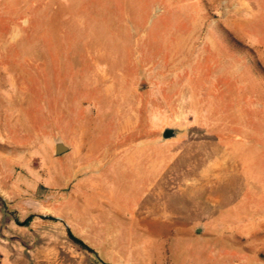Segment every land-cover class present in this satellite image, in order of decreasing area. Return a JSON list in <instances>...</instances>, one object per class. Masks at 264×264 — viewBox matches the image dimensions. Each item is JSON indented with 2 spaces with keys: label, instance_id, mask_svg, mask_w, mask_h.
<instances>
[{
  "label": "rangeland",
  "instance_id": "rangeland-1",
  "mask_svg": "<svg viewBox=\"0 0 264 264\" xmlns=\"http://www.w3.org/2000/svg\"><path fill=\"white\" fill-rule=\"evenodd\" d=\"M0 264H264V0H0Z\"/></svg>",
  "mask_w": 264,
  "mask_h": 264
},
{
  "label": "water",
  "instance_id": "water-1",
  "mask_svg": "<svg viewBox=\"0 0 264 264\" xmlns=\"http://www.w3.org/2000/svg\"><path fill=\"white\" fill-rule=\"evenodd\" d=\"M175 135V130L171 128H167L164 131L163 137L164 138H171ZM54 150L56 155L63 154L69 150V146L65 144L61 139H58L54 142ZM197 231H200V229H196Z\"/></svg>",
  "mask_w": 264,
  "mask_h": 264
},
{
  "label": "trees",
  "instance_id": "trees-1",
  "mask_svg": "<svg viewBox=\"0 0 264 264\" xmlns=\"http://www.w3.org/2000/svg\"><path fill=\"white\" fill-rule=\"evenodd\" d=\"M68 237L70 238V240L76 244L77 246H79L81 249L86 250L90 253H94V250L92 248H90L87 244H85L81 239L75 237L70 230H68Z\"/></svg>",
  "mask_w": 264,
  "mask_h": 264
}]
</instances>
